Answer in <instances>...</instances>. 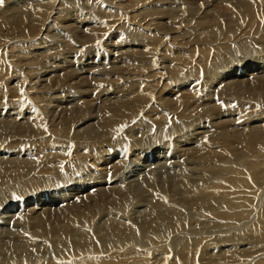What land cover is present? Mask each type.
Returning a JSON list of instances; mask_svg holds the SVG:
<instances>
[{
	"label": "bare ground",
	"instance_id": "bare-ground-1",
	"mask_svg": "<svg viewBox=\"0 0 264 264\" xmlns=\"http://www.w3.org/2000/svg\"><path fill=\"white\" fill-rule=\"evenodd\" d=\"M67 1H44L50 10L43 8L44 3L31 7L25 4L0 15V44L4 45L0 50L3 52L0 94H4L0 97V219L4 212L18 213L7 216L11 222H0L3 224L0 228L4 229L0 230V264H243L254 253L264 254V228H260L261 223L264 225V190L255 191L264 187V114L254 118V111L245 113L255 109L257 100L255 106L245 104L243 109L234 104L239 95L264 99V76L257 78L264 73V56L256 57L252 63L239 61L242 72L239 69L235 72V65L230 69L231 52L239 53L244 43L235 45L233 41L240 35L234 34L244 26L245 18H251L252 4L257 0H224V4L219 0L217 5L210 2L206 5L215 13L209 18L206 9L207 12L199 10L206 0H197V6L190 3L194 0H136L131 7L116 5L118 10L110 7L115 5L114 0H105L106 7L93 0L95 5L91 7L85 1L83 8L63 12ZM163 4L175 8L181 4V8H173L171 18L166 12L168 23L173 20L169 25L162 24L166 19H156ZM139 5L144 6L138 9ZM132 8L133 14L129 16L126 10ZM86 10L88 14L84 13ZM153 14L154 18H150ZM182 19L191 26H182L179 22ZM253 22L254 18L245 25ZM88 24L94 27L83 29L82 36L78 28ZM129 28L132 30H126ZM179 28L172 36L168 33L155 39L162 30L172 32ZM139 29L145 31L137 33ZM52 32L69 36L57 41L51 39ZM95 33L104 34L97 42V45L103 42L104 49L110 48L107 44L113 45L107 38L118 41L116 51L126 49L122 51L126 60L120 61L119 57L118 63H112L115 66L112 69L106 68V64L93 73L89 71L92 66L71 69L69 60L62 65L67 68L54 64L46 67L60 53L67 54L65 59L78 53L83 55L95 46L98 37ZM257 33L255 29L250 35L256 37ZM18 37L23 42L26 38L30 41L21 45V52H13L18 47H9L6 41ZM219 40L222 45L211 48ZM252 41V45L264 46V29L263 35ZM193 44L200 47L188 49ZM179 47L186 49L182 50L184 55L176 53ZM28 55L29 64L24 60ZM227 56L231 59H226ZM165 60L171 64L165 65ZM153 66L157 71L148 74L147 69ZM252 67L260 71L253 72ZM229 72L233 74L230 76ZM17 74L18 79H14ZM155 74L159 80L151 79ZM182 75L184 78L180 79ZM203 78L206 83H202ZM226 81L220 96L212 99L211 90ZM64 84L72 89L64 91L61 88ZM79 86H86L85 90L81 91ZM183 89L188 90L187 94L176 96ZM203 91L204 96L200 95ZM20 99L24 102L19 103ZM228 100L233 106H223ZM26 112L28 116L23 115ZM236 115L241 119L232 122L242 126L241 129L227 128L230 123L226 120L223 124L215 123V127L212 123L213 119L217 121L216 116H228L230 120ZM150 131L153 133L146 141L142 140ZM39 136L48 138L36 141ZM155 136L161 142L170 139L167 141L172 144L170 151L154 144ZM145 147H156L146 167L159 165L160 153H167L166 159L177 160L182 171L172 170L165 176L161 173L163 177L152 171L147 178L130 181L132 176L128 174L137 169L135 161L142 158ZM228 156H235L233 163L239 161L247 173L235 169L230 171L232 177L227 178V170L234 168L224 164ZM193 164L205 167L192 175L187 169ZM119 175L122 185H115L117 181L113 180ZM207 175L214 177L211 183H207ZM233 187H238V191L231 189V193L229 188ZM192 193L196 195L189 196ZM256 201L263 208L254 217L255 225L244 227L242 235L226 236L233 232L229 228L224 231L226 235H221L224 228L217 231L222 226L218 222L222 214L238 227L236 223L241 221L238 218L244 213L241 206L249 208L250 216L251 210L257 208ZM136 202L146 206L143 219L126 215ZM224 208H229V212H220ZM103 212L106 214L100 219L109 218L90 230L89 225ZM211 234L214 237H209ZM130 243L131 249L117 251L130 248L126 246ZM147 247L155 249L143 250ZM174 247L179 249L174 251ZM98 256L105 257L106 263ZM255 264H264V258Z\"/></svg>",
	"mask_w": 264,
	"mask_h": 264
},
{
	"label": "rangeland",
	"instance_id": "rangeland-1",
	"mask_svg": "<svg viewBox=\"0 0 264 264\" xmlns=\"http://www.w3.org/2000/svg\"><path fill=\"white\" fill-rule=\"evenodd\" d=\"M6 1V2H5ZM34 1V2H33ZM44 1H49V0H8V2H7V0H2V1H0L1 3H0V15H1V17L2 16H4V13H2V12H4V11H10V10H16V8H20V7H23L25 4H27V5H29L30 7L33 5V4H37V3H40V4H43L44 3V7L43 8H45V9H47V10H50L46 5H47V2H44ZM85 1H88L87 3H86V5L88 4H90V7L91 6H93V5H95V1H93V0H91V2H89V0H68L66 3H67V5L65 4L64 6H63V8H62V11L63 12H70V11H72V9H76V10H78V8L79 7H82V6H84L85 5ZM111 1V0H110ZM135 1L136 0H114L113 2L115 3V5H113V6H110L111 7V9H115V10H118L117 9V7H116V5H122L123 7H125V5H127V7H131V6H133V5H135ZM149 1H151V0H149ZM155 0H153V2H154ZM178 1V0H177ZM180 1V0H179ZM190 1V0H189ZM204 1V0H203ZM213 1V2H212ZM218 1L219 0H206L205 1V4H203L202 6H200V9L199 10H201V11H204V12H207L208 13V15L206 16V18H209L211 15H213V14H211V13H215V11L211 8V7H208V5H206V4H210V2L212 3V5L213 4H216L217 5V3H218ZM84 2V3H83ZM99 2H101V6H103V7H106V2H105V0H99ZM201 2V1H200ZM221 2H223V4H224V0H221ZM28 3H30V4H28ZM103 3V4H102ZM151 3V2H150ZM149 3V4H150ZM165 3H167V5H170L169 3L170 2H165ZM171 3H173V2H171ZM190 3H192V4H194V5H196L197 6V0H194V1H190ZM5 4V5H4ZM223 4L221 5V7L223 6ZM258 4V5H257ZM105 5V6H104ZM146 5H148V3L146 4ZM145 5V6H146ZM167 5H165V4H163V7H162V12L160 13V16L158 17V18H156V19H166L167 20V18H166V15H167V13L166 12H168V18H171L172 17V13H173V8H175L176 6H177V4H175L174 3V5L173 6H175V7H173L172 5L171 6H169V7H167ZM211 5V6H212ZM219 5V4H218ZM261 5H262V8H260L261 7ZM5 6V7H4ZM70 6V7H69ZM144 6V5H143ZM143 6H140L139 5V7H137L138 9H140V7H143ZM252 6H254V8L252 7V14H251V18H245V19H247V21L245 22V19L243 20V24H244V22H245V24H247V22L248 21H250L252 18H254V21H255V23L253 22L251 25L249 24V26L248 25H245L244 24V26H241L242 28H241V30L239 29V31H242V33L240 32L239 33V31L237 32V33H235L234 35L235 36H238V35H240L239 37H235L236 39L237 38H239V39H237V40H234L233 42H234V44L236 45V44H240L241 42H244L243 43V45H242V47L240 48V52L239 53H237V52H231L232 54H233V59H231V58H229V56H227L226 57V59H228V60H230L231 59V61H232V63L230 64V67L233 65H235V72L237 71V69H239L240 71L239 72H242L243 71V69L242 68H238V67H241L240 65H239V61H241L242 63H243V61L244 60H246L245 62H247V60H249V62L250 63H252V61H254V59L256 58V57H263L264 56V46H261V45H259V46H255V45H252V39H258V38H260L262 35H263V26H264V0H257L256 1V3L255 4H252ZM202 7V8H201ZM256 7V8H255ZM83 8V7H82ZM99 8V7H98ZM137 8H135V9H137ZM178 8H181V4L180 5H178V7L177 8H175V9H178ZM210 8V9H209ZM260 8V9H259ZM100 9V8H99ZM134 8H132L131 10H126V13L127 14H129V16H131L132 14H133V10ZM193 9H195V7H193ZM207 11H206V10ZM262 9V11L260 12V10ZM67 10V11H66ZM75 10V11H76ZM188 10H190V8L188 9ZM255 10H256V12H255ZM83 11V10H82ZM87 11V12H86ZM86 11H84V13H89L88 11L89 10H86ZM255 12V13H254ZM77 13V12H76ZM62 14V13H61ZM154 16H155V14H153V16L152 17H150V18H154ZM261 16V17H260ZM62 18L64 17V16H61ZM66 17V16H65ZM257 17H259L258 18V20H256L257 19ZM244 18V17H243ZM147 19H149V18H147ZM260 19L262 20V22H261V24L262 25H260L259 23H260ZM63 20H64V18H63ZM163 21L162 22V24L164 23V22H166V23H168V20L167 21ZM196 20V19H195ZM170 21V20H169ZM173 21V20H172ZM172 21H170L167 25H169V24H171V22ZM216 22H217V20H215ZM117 22H120V21H117ZM179 22L180 23H182V26H185V27H189V26H191V25H188L187 24V20L185 21V20H179ZM78 23V22H77ZM101 23V22H100ZM100 23H97V24H100ZM173 23V22H172ZM193 23V22H192ZM191 23V24H192ZM165 24V23H164ZM71 25H73V26H71V27H74V26H76V23H75V25L74 24H71ZM134 26H137V25H134ZM175 26V25H174ZM245 26H247V27H245ZM251 26H252V28H251ZM86 27H94L93 25H85V26H83V27H79L78 28V32L83 36V32L82 31H84L83 29H85ZM197 27H201V26H197ZM260 28V29H258V28ZM43 28V27H42ZM82 28V29H81ZM247 28V29H246ZM249 28H251V29H249ZM257 29V31L259 32V33H257V35H256V37L255 36H253V35H250V34H252V32H255V29ZM263 28V29H262ZM108 29H110V28H108ZM183 30H184V28H182ZM254 29V30H253ZM262 29V30H261ZM126 30H132V29H126ZM145 31V30H143V29H139V32H137V33H140V31ZM180 30V28L179 29H173V31L171 32V31H168V32H165L164 30H162V34H160V35H156V37H155V39H157V38H160L161 36H163L164 34H168V33H171V34H169L170 36H172V33H174V32H177V31H179ZM248 32L249 33V35H247L245 32ZM181 32H182V30H181ZM55 33V34H54ZM58 32H52L51 34H52V36H51V39H52V37L54 38L53 40H57V41H59V40H64V38H65V36L67 35V36H69L68 34H63V33H60V35H59V33L57 34ZM178 33V32H177ZM180 33V32H179ZM238 34V35H237ZM56 37H55V36ZM95 35H97L98 37L96 38V40L94 41V42H96L94 45L95 46H91L89 49H87L85 52H84V54L83 55H79V53H78V57L77 56H69L68 57V59H65L64 57L67 55V54H65V53H63V55L60 53L58 56H55L52 60H50V62H49V64L47 63V66L46 67H50V66H52L53 64L55 65V66H59V67H61L62 69L63 68H67L66 66L65 67H63L64 65H63V62H65V61H67V60H69V62H71L70 63V65H69V67H71V69H74V68H77V67H85V68H87V67H89V66H92L93 68H91L89 71H90V73L92 72V71H96V70H98V69H101V68H104L105 66L104 65H106V64H108L107 66H106V68H111L112 69V67H115V66H113L112 65V63H115V62H117L118 63V61L120 60V61H125L126 59L124 58V56L122 55L123 54V52L122 51H125L126 49H122L121 51L119 50V51H116L117 49H116V46H117V48H119V46H120V43H118V41H116V40H110L109 41V39L107 38L106 40L108 41V42H111V44H113V45H115V47L113 46V45H109V44H107V46L108 47H110V48H105L104 49V47L102 46V43L100 44V45H97V42L100 40V39H102L103 38V36H104V34L103 33H95ZM190 36H193V35H190ZM34 37H35V35H34ZM106 38V37H105ZM28 38H26V42H23L22 41V39H21V37H18L17 39H14V40H8V41H6V43H7V46H9V47H11V46H17L18 48H16V49H14V50H11V51H13V52H21V45H24V44H26L27 42H29L30 40H27ZM76 39H77V36H76ZM15 40H20L19 42H14ZM152 41L154 40V39H151ZM177 41H179L178 39H177ZM221 40H219V42H215L214 44H211V48H216V47H219V46H221L222 44H220L221 42H220ZM93 43V42H92ZM91 43V44H92ZM116 43H117V45H116ZM228 43H230V42H228ZM232 43H230V44H228L229 46L231 45ZM97 45V46H96ZM227 45V44H226ZM250 45V46H249ZM6 46V47H7ZM190 47L188 48V49H190V48H192V47H194V46H197V47H200V44H193V46H191V45H189ZM231 46H233V45H231ZM2 47H4V45H3V43L2 44H0V50L2 49ZM103 47V48H102ZM112 47V48H111ZM182 47H185V45H182ZM180 48V47H179ZM96 49H98V52H96ZM106 50H107V52H106ZM182 50H186V49H182V48H180V50H176V53H179L180 55H184V53L182 52ZM92 51L94 52V55H93V53H92ZM105 53H104V52ZM110 51V52H109ZM229 51V50H228ZM249 52V53H248ZM36 53V52H35ZM96 53H98V55L96 54ZM109 53V54H108ZM226 53V52H225ZM95 54L97 55V56H95ZM100 54V55H99ZM106 54H107V59L105 58V56H106ZM2 55H3V52H0V60H1V58H2ZM105 55V56H104ZM247 55H249V57H246ZM252 55V56H251ZM255 55V56H254ZM243 56V57H242ZM6 57V54H4V58ZM121 58V59H119L118 60V58ZM30 58H31V56L30 55H28V56H25L24 57V60L26 61V63L27 64H29V62L31 61L30 60ZM57 58V59H56ZM73 58V59H72ZM127 59H129L128 57H126ZM138 58V60L139 59H142L143 57H137ZM235 58H237V59H235ZM63 59V60H62ZM102 59V60H101ZM131 59V58H130ZM235 59V61L233 62V60ZM252 59V60H251ZM49 60V59H48ZM47 60V61H48ZM133 60V59H132ZM138 60H134V61H138ZM236 60H237V62H236ZM61 61V62H60ZM130 60H127V62H129ZM11 61L9 60V63H10ZM98 62H100V64L98 63ZM61 63V64H60ZM73 63V64H72ZM110 63V64H109ZM131 63H134V62H131ZM97 64V65H96ZM171 63H169V61H167V60H165V65H170ZM176 64H177V62H176ZM222 64H223V62H222ZM46 65V64H45ZM63 65V66H62ZM74 65V66H73ZM252 65H254V64H252ZM256 65V64H255ZM73 66V67H72ZM224 66V65H223ZM222 66V67H223ZM233 66L230 68V69H232L233 68ZM68 67V68H69ZM152 68V69H151ZM151 68H148L147 69V72H148V74H154L157 70H155L154 68H155V66H153V67H151ZM71 69H69V70H71ZM150 69V70H149ZM155 71H154V70ZM192 69V68H191ZM252 69H253V72H259L260 70H254V69H257V67L256 68H254V67H252ZM263 71V70H262ZM47 72H48V70H47ZM230 72H232V70L230 71ZM230 72H229V75L231 76L232 74H230ZM264 72V71H263ZM93 73V72H92ZM256 73H254V75H255ZM257 75V74H256ZM9 77L11 76L10 74L8 75ZM159 75L158 74H155L151 79L152 80H159V77H158ZM259 76V77H258ZM258 76H257V78H261V77H263L264 76V73H262V74H258ZM18 74L14 77V79H18ZM106 78H110V77H106ZM183 79L184 77H183V75L180 77V79ZM246 78V77H245ZM44 78H42V77H40V80H43ZM251 79V76L249 77V80ZM151 80V81H152ZM232 81H235V80H232ZM70 82V81H69ZM206 83L207 82V80H205L204 78H203V81H202V83ZM228 81H226V82H222L220 85H217L218 87H215L214 89H213V87H212V89L213 90H211V91H214V92H210V96L212 95V99H215V96H217V98L220 96V89H221V87L222 86H224V84L225 83H227ZM231 82V81H230ZM71 83V82H70ZM216 83V82H215ZM214 83V84H215ZM197 85H200V83L199 84H197ZM216 85V84H215ZM212 86H214V85H212ZM83 86H79V88H80V90L81 91H84L85 90V87H83ZM1 88V87H0ZM61 88H63V90L65 91L66 90V88H69V89H72V87L70 88V86L69 87H67V84H64V85H61ZM92 88H89L88 90H91ZM159 90H160V88H158ZM203 89V88H202ZM211 89V88H210ZM188 90H190L189 88H188ZM188 90H186L185 91V89H183V90H181V92H179L176 96H178V95H185V94H187V92H188ZM208 89H206V91H207ZM67 91H68V89H67ZM75 91H76V89H75ZM206 91H203L202 92V94H200V95H203V93H206ZM77 92V91H76ZM33 94H37V92H33ZM232 93H230V92H227V95L228 96H232L231 95ZM3 96H4V94H0V97H2L3 98ZM204 96V95H203ZM202 96V97H203ZM209 96V98L211 99V97ZM237 98H236V101L234 102V104H235V106H237L238 105V107L237 108H240V109H243L244 108V105L245 104H247L248 106H250L249 104H253L254 106H255V104H256V106L254 107L253 105V107L255 108V109H253L252 111L250 110V112H247V110H246V112L245 113H251V112H253L254 111V118H256V117H261L260 115H262V114H264V99H262V101H261V96L259 97V96H257L256 97V99H251V98H249V97H247V96H245V95H239V96H236ZM231 98V97H230ZM205 99V98H204ZM211 99V100H212ZM234 99V98H233ZM239 99V100H238ZM205 100H209L208 98H206ZM224 100H227V98L226 97H224ZM232 100V99H231ZM231 100H228L226 103L224 102L223 104V106H230V105H232L233 103L232 102H230ZM253 100V101H252ZM255 100H257L256 102H255ZM249 101V102H248ZM259 101H260V103H259ZM24 101L22 100V99H20L19 100V103H23ZM254 102H255V104H254ZM97 103V102H96ZM242 103V104H241ZM244 103V104H243ZM226 104V105H225ZM237 104V105H236ZM239 104H240V106H239ZM259 104V105H258ZM207 105V104H206ZM210 105V104H209ZM209 105H207V106H209ZM263 105V106H262ZM27 106V105H26ZM92 107H95V103L94 104H92L91 105ZM233 106V105H232ZM258 106V107H257ZM261 106V107H260ZM260 107V108H259ZM23 108H26V107H23ZM28 108V107H27ZM257 108V109H256ZM260 109V110H259ZM1 111H2V109H1ZM23 111V110H22ZM22 111H20L21 113H22ZM13 113V112H12ZM28 112H26V114H23L24 116H28ZM237 116V115H236ZM234 117V116H231L232 117V119H230V120H228V116H216L217 117V121L216 122H214L216 119H213V121H212V123H214V127L215 126H217L220 122H221V124H223V122L226 120V122L227 123H230V124H227V128H232V129H241V128H243L242 126H239V125H234L233 124V119L234 120H236V119H241L240 118V116H237V117ZM239 117V118H238ZM226 118V119H225ZM228 120V121H227ZM218 122V123H217ZM215 123H217V125L215 124ZM225 123V122H224ZM264 124V123H263ZM263 124H254L255 126H257V127H260L261 125H263ZM206 128H207V125L205 126ZM205 127H204V129L202 130V131H204L205 130ZM81 128V127H80ZM82 128H83V126H82ZM245 128H246V126H245ZM258 131V130H257ZM256 131V132H257ZM198 132H200V130H198L197 132H195V133H198ZM251 131H248V133H250ZM253 132V131H252ZM153 132H151L150 131V133L149 134H147V133H145L144 134V136H142V140H144V141H146V139H147V137H148V135H151ZM147 134V135H146ZM154 134H156V133H154ZM182 134V133H181ZM145 135H146V137H145ZM46 138H48V137H46V136H39V137H36L35 138V140L36 141H41V140H43V139H46ZM145 138V139H144ZM136 139H141V138H139V137H137L136 136ZM167 139V138H166ZM164 140V141H162L161 142V139L160 138H158V137H156L155 136V138L153 137L152 138V140H153V142H154V144H156V145H158V146H161L162 147V149H165V150H169V149H171V146H172V144L171 143H169L168 144V142L167 141H169L170 142V139H168V140ZM166 144H167V146H166ZM140 146V145H139ZM170 146V147H169ZM166 147V148H165ZM156 147H145V149H144V152H143V156H140V157H142L141 159H139V161H137L138 159H136V161L135 162H137L136 164V167H137V169L136 168H134L133 170L134 171H131L132 173H130V174H128V177H131V178H129L130 179V181L131 180H133V179H136V180H139L140 178L142 179V178H147V177H149V173H151L152 171H154L156 174L158 173V176H161L162 174L165 176L166 174L167 175H169L170 174V172L172 171V170H174L175 171V173L176 172H178L179 170L180 171H182V169L181 168H179V166H180V164L178 163V162H174V161H169V160H167L166 159V157H168L167 156V153L165 154V153H160V154H162L160 157V161H159V165H154L153 167H146V165H148V163L147 162H149L150 161V159H151V157H152V155L154 154V149H155ZM184 149V148H183ZM151 150V151H150ZM149 151H150V153H149ZM170 151V150H169ZM152 152H153V154H152ZM158 153V152H157ZM156 152H155V154H157ZM144 154H146V155H144ZM171 154V153H170ZM136 156H137V154H135ZM176 155V154H175ZM171 156H174V155H172L171 154ZM177 156V155H176ZM224 156H226V153H225V155ZM22 158H25V157H22ZM182 158L183 157H180V160H182ZM264 158V157H263ZM131 159H133V158H130V160ZM163 159V160H162ZM236 159L235 158V156H233V157H231V156H228V159H225L224 160V164H226V166L227 167H229L230 169H232V167H234L232 170H227V178H229V177H232V173H230V171H232V172H234L233 170H235V169H237L239 172H241V171H243L244 173H247L245 170V167L244 166H240V164H239V161H237L236 163H233V161ZM248 159V158H247ZM252 159V158H251ZM251 159H248V160H250L251 161ZM165 160V161H164ZM165 163H164V162ZM168 161V162H167ZM140 163V164H139ZM160 163H164V164H160ZM167 163H169V164H167ZM237 163H238V165H237ZM151 164V163H150ZM174 164H176V165H174ZM182 164V163H181ZM179 165V166H178ZM183 165V164H182ZM182 165H181V167H182ZM229 165V166H228ZM174 166H175V169H174ZM237 166V168H235ZM177 167V168H176ZM188 167H190V168H188L187 169V171L188 172H191L192 171V173H190V174H192V175H194V173L196 174V173H198V171L199 170H201V168L202 167H205V166H200V164H193V165H188ZM192 167V168H191ZM207 167V166H206ZM239 167V168H238ZM105 167H103V169H102V171L103 172H106L105 170H106V168L104 169ZM195 169V171H193L194 169ZM90 169H94V167L93 166H91L90 167ZM151 169V170H150ZM153 169V170H152ZM178 169V170H177ZM197 169V170H196ZM243 169V170H242ZM137 170V171H136ZM125 171V170H124ZM123 171V172H124ZM136 171V172H135ZM164 171H166V172H164ZM229 172V173H228ZM162 173V174H161ZM89 174V173H88ZM87 174V175H88ZM149 174V175H148ZM163 175H162V177H163ZM121 175H119L117 178H115V180H113V182H116L117 181V183L115 184V185H117L118 183H122V179L120 180V177ZM175 177V176H174ZM207 178L206 179H208L209 180V182H207V183H211V181H212V179L214 178V177H211V176H206ZM67 178H69V176H67ZM66 178V179H67ZM77 179H78V177H76ZM128 179V180H129ZM140 179V180H141ZM127 180V181H128ZM121 181V182H120ZM119 184V185H120ZM122 185V184H121ZM113 186V185H112ZM111 186V187H112ZM240 186V185H239ZM228 187H229V185H228ZM235 187H233V188H229L230 189V192H231V189H232V191L233 190H235V191H238V187H236V189H234ZM264 190V187H262V189L261 188H257V189H255V191L256 192H262ZM252 192V191H251ZM180 193V192H179ZM231 193H233V192H231ZM194 195H196V194H189V196H194ZM181 196H183V195H181ZM181 196H178V198H180ZM236 196V195H235ZM264 196V195H263ZM263 196H262V199H263ZM259 198V197H258ZM237 201H239V200H237ZM248 202V200L246 201V202H244L243 204H245V203H247ZM254 202H255V199H254V201H253V205H254ZM257 202V201H256ZM261 202V201H260ZM241 203V202H240ZM258 204H257V208L256 209H254V210H251V213H250V216H248V214H249V212H250V210H249V208L248 207H244L245 205H242L241 206V208H240V210H242L244 213L242 214V215H240V217L238 218L239 220H241L239 223H236L237 224V226L238 227H236V225H234L233 223H232V221L231 220H228V217H227V215H225L224 216V214H222V216H221V219L218 221L219 222V225H220V223H221V225L223 226H221L220 228H218V230L217 231H221V229L222 228H224L223 230H222V232H221V235L223 234V235H226V234H224L225 232H227L226 230H229V231H233L232 233H227V235L226 236H230V235H236V234H239V235H242L241 234V231L242 230H244V229H246V228H244V227H246V226H253V225H255V223H256V221H254V217L256 218L257 217V215H258V213H261V211H262V208H263V205H259V201L257 202ZM137 204H139V205H137ZM136 205H137V207H136ZM146 207V206H145ZM145 207H144V203H141V202H136V204H134L133 206H131V208L130 209H133L134 211L133 212H131V211H129L128 210V213H126V215L127 214H129L130 216H132L133 218H135V219H143L144 217H145V212H147V210L145 209ZM260 207H261V209H260ZM227 209V208H226ZM225 208L224 209H222L220 212H226V213H228L229 212V208H228V210H226ZM232 210V212L234 211L233 210V208L231 209ZM136 211V212H135ZM144 211V212H143ZM254 211H256V212H254ZM260 211V212H259ZM135 212V213H134ZM16 214H18V213H16ZM15 213L14 214H10V215H16ZM104 214H106V213H102L100 216H99V218H97L96 220H95V222L93 223V225L91 224V225H89V228H90V226H91V228H90V230L93 228V226L95 227V225H102V222L104 223L105 222V219H108L109 217H105V218H103L102 220L100 219V217H102ZM253 214V219L251 218L250 219V217H251V215ZM6 215V216H5ZM10 215H7L5 212H4V214H3V216H2V218L0 219V222H5V220H6V222L4 223V224H7V222L9 221V222H11V220L10 219H8V217L7 216H10ZM138 216V217H137ZM3 217H5V218H7V219H5V218H3ZM140 217V218H139ZM202 217H203V215H202ZM100 219V220H99ZM264 220V219H263ZM230 221V222H229ZM252 221H254L252 224H250V225H247V224H249L250 222H252ZM261 222H262V220H260ZM99 222H100V224H99ZM188 222V221H187ZM227 222V223H226ZM228 222H229V224H228ZM97 223V224H96ZM180 223H184V221L183 222H180ZM192 223V222H191ZM223 223V224H222ZM8 224H10V223H8ZM226 224H228L227 226H226ZM245 224V225H244ZM0 225H3V224H0ZM107 226H108V224H106ZM191 226H193V224H191ZM227 227V228H225V227ZM235 228H234V227ZM230 227H233L234 229H231ZM4 228H7V227H4ZM194 228H196L197 229V226L195 225V226H193V229ZM229 228V229H228ZM260 228H264V225L261 223L260 224ZM0 230H4V229H2V228H0ZM93 230H94V228H93ZM225 231V232H224ZM239 231V232H238ZM238 232V233H237ZM213 233V232H212ZM259 233H260V231H259ZM216 234H217V232H216ZM215 234V232H214V235H216ZM214 235L213 234H211V235H209V237H214ZM220 235V234H219ZM203 236V235H202ZM207 237H208V235H206ZM200 237V236H199ZM208 240V239H207ZM207 240H205V242L207 241ZM208 242V241H207ZM140 243V242H139ZM177 243H179V242H177ZM131 244V245H130ZM130 244H128V245H126V246H128V247H130V248H127V247H124V250H117V251H126L125 249H127V250H129V249H131L132 247V243H130ZM241 244H246V242H243V243H241ZM179 246H181L180 245V243L178 244ZM154 246V245H153ZM138 247V246H137ZM133 248H134V246H133ZM150 249H155L154 247H150V248H146V249H143V250H150ZM171 249V248H170ZM177 249H179V247L178 248H173V250L174 251H176ZM226 248H222V251L224 250V251H226V250H228V249H226ZM236 250V249H235ZM114 251V249L112 250V251H110L109 252V254L110 253H112ZM221 251V252H222ZM229 251H231V250H229ZM228 251V252H229ZM118 252V253H119ZM120 252V253H121ZM257 254L259 255V253L257 252V253H254V254H252L249 258H248V260L247 259H245L244 261H243V264H245V263H249V264H251V263H253V264H255L258 260H260V259H262V258H264V254H262V255H260V256H257ZM256 255V256H255ZM240 256V255H239ZM98 257H100V258H102V259H104V262H105V257H101V256H98ZM84 258V257H83ZM82 257H81V259H83ZM171 259V258H170ZM256 261V262H255ZM106 263V262H105ZM169 263V262H168Z\"/></svg>",
	"mask_w": 264,
	"mask_h": 264
},
{
	"label": "snow or ice",
	"instance_id": "snow-or-ice-1",
	"mask_svg": "<svg viewBox=\"0 0 264 264\" xmlns=\"http://www.w3.org/2000/svg\"><path fill=\"white\" fill-rule=\"evenodd\" d=\"M89 2H91V0H89ZM99 43V42H98ZM102 87V86H101Z\"/></svg>",
	"mask_w": 264,
	"mask_h": 264
}]
</instances>
